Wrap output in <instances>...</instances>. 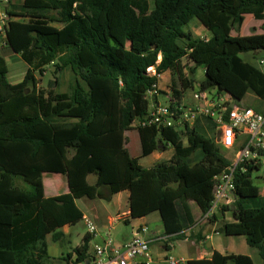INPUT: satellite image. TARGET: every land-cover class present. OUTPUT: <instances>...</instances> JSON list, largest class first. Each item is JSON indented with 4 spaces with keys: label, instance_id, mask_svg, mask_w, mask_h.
<instances>
[{
    "label": "trees",
    "instance_id": "obj_1",
    "mask_svg": "<svg viewBox=\"0 0 264 264\" xmlns=\"http://www.w3.org/2000/svg\"><path fill=\"white\" fill-rule=\"evenodd\" d=\"M11 8L28 20L12 19L6 5L5 43L29 69L13 84L0 56V264H48L47 236L63 242L60 229L84 217L76 200L95 199L104 187L112 194L130 192L133 218L158 211L165 234L184 238L194 224L189 202L207 213L214 178L229 165L214 124L202 118L183 130L137 127L143 157L174 149L169 161L152 168L130 155L125 133L147 115V92L158 75L170 72L180 82L181 88L173 83L170 107L182 100L194 82L184 59L193 63L192 76L204 68L200 89L228 93L237 102L253 94L264 104V72L241 57L264 51V33L240 35L247 15L264 29V0H25ZM195 18L208 39L192 31ZM51 65L74 74L68 91L54 90L59 78L49 81L50 89L40 86ZM152 67L156 75L149 73ZM245 167L235 173V200L226 208L232 221H221L217 231L244 236L264 264V196L252 179L259 166ZM46 174L65 176L69 191L47 197ZM91 239L86 233L73 249L75 264L91 258ZM187 264L255 262L214 251Z\"/></svg>",
    "mask_w": 264,
    "mask_h": 264
},
{
    "label": "built area",
    "instance_id": "obj_2",
    "mask_svg": "<svg viewBox=\"0 0 264 264\" xmlns=\"http://www.w3.org/2000/svg\"><path fill=\"white\" fill-rule=\"evenodd\" d=\"M10 17L6 10H0V37L3 45ZM264 64V59L260 60ZM149 73L156 75L155 68H149ZM161 78V75H158ZM202 90L194 94L196 105L188 106L183 99L170 105L156 104L154 101L159 95L158 84L147 92L148 99L152 104L147 115L137 122V127L156 126L157 128L174 127L183 130L185 127H193L197 120L208 118L221 131L218 142L227 153L229 165L214 178V193L211 207L207 213L202 214L200 221L209 222L214 216H225L226 208L235 200V173L239 167L246 171L245 164L259 166L264 158V112L253 107L239 104L228 93ZM173 90L168 98L172 100ZM173 101V100H172ZM224 214V215H223ZM120 217V216H117ZM87 233L93 237L101 235L96 222L90 216H84L82 220ZM148 232L147 226L139 227L133 238L125 244H116L111 236L110 229L107 231L102 244H95L90 251V264H152L150 255V241L145 237ZM144 256L145 260L139 262L137 258ZM169 264L186 263L185 258L168 256L165 260Z\"/></svg>",
    "mask_w": 264,
    "mask_h": 264
},
{
    "label": "crops",
    "instance_id": "obj_3",
    "mask_svg": "<svg viewBox=\"0 0 264 264\" xmlns=\"http://www.w3.org/2000/svg\"><path fill=\"white\" fill-rule=\"evenodd\" d=\"M0 1L3 4L2 6L3 10H6V5H9V11L14 14V16H12V19L20 20V21L28 20L27 17L18 15V14H22L23 12L12 10L11 8V6L13 5H22L25 0H0ZM253 24H254L253 30L255 31V33L256 32L257 34L264 33V29L260 28L259 26L263 24L262 21H258L254 19ZM200 27L202 31L205 33V38L208 39L210 36L209 31L202 24H200ZM4 47H7V46L4 45ZM6 49H8L6 52V55H8L11 59H13V61L14 60L19 61V59L21 58L19 54H16L15 52H13L9 47L4 48L3 50H6ZM0 56H3V55H0ZM3 57L5 58L7 65H8V77H9L11 66L7 58L5 56ZM18 64L21 65V68H22L23 64H20V62H18ZM28 69H29L28 64H27L25 71H23L24 70L23 68L22 69L17 68V71L14 73L13 81H10L8 79L9 82L13 84L21 82L24 79ZM165 75H169V77H166L164 79ZM172 82L174 81H173V77L171 73L170 72L164 73L161 76L159 83H158L159 95H164L166 98H168L169 92H171L172 87H173ZM248 95L256 97L253 94H248ZM157 100H158V104L162 105L159 102L158 98ZM256 110H259V109H256ZM260 110L261 111L264 110V105L262 106ZM137 122L138 121H136V125H137ZM127 132L125 133V136L127 137V144H128V135H127L128 133ZM138 136H139V133H138ZM127 144H126V147H127ZM219 147L220 149H222L224 153H227V151H225L224 148L221 147V145H219ZM159 151H155L154 153L151 154L153 155V161L151 162V164L157 160L158 162L159 161H169L174 155V149L171 148L167 150L168 152L171 153L170 157L167 159L165 158L164 160H161V157L164 155V153H161V151H164V150H161L160 152ZM141 157H142V154L140 155L139 159ZM133 158H138V157H133ZM261 167H262V164L261 166L258 167L257 170H259ZM91 176L88 177V181ZM95 183H96V177H95L94 183H91V184H95ZM57 184H59V182H57L56 184L54 183V188L51 187L48 190L46 187V183L44 181L45 194L47 197L57 196L61 194L59 193V189H58L59 186L57 188ZM259 188H260L261 195L264 196V193L261 190L262 187H259ZM79 200L80 199H77L76 202L78 206L80 207ZM90 200H92L93 202L95 201H99V202L93 203V205L86 211H84L81 207L80 209L82 210L84 216H90L96 222L99 229H101L100 236H97V237L91 236L92 239L89 244L90 251H92L91 244L93 241L96 240L95 244H100L102 241L104 242V238H105L104 234H106L109 229L111 232V236H112V232H115L114 242L116 244H125L133 238L135 232L138 230L139 227L147 226L148 232L145 233V237L150 241V255L152 256L153 259H155V262L153 261L154 263L152 262V264H163L164 262H166L165 260L168 256H172L173 250H179V254L177 255L176 258L186 259V263H183V264H187V262L190 260L210 258L214 251H217L223 255H228V254L239 255L240 254V255L250 256L251 258L253 257L249 253H246V254L238 253L236 251L237 248L233 241V238L231 236H227L228 238H224V235L217 231V229L220 226L221 221H225V220L232 221V217L230 213H226L225 216L221 215L222 216L221 218L219 217L220 215H218V219L214 218L206 223L201 222L200 218L203 214L202 210L199 208L196 202L190 201L189 207H190V210L193 216L194 224L184 231L183 233L184 238L177 239L175 235L165 234L164 223L158 211H154L143 217L133 218L131 216L130 192L128 190L121 191L116 194H112L108 188L106 187L100 188L97 194V197L95 199H90ZM156 213H158L159 216H156L157 215ZM117 216H120V217H117ZM151 217H155L156 223H153L150 220ZM159 219L162 222L158 223ZM122 223L124 224V226ZM73 227L74 226L66 225L60 229L64 233V238H63V242L59 241V243H67V242L70 243L71 242L70 239H71V235H73L72 233ZM49 237L52 238V235L47 236V245H48V251L50 255V248H49V243H48ZM82 243H83V240L81 243L77 244L76 247L82 245ZM69 254H72V257H69ZM60 258H61L60 261H64L66 264H75L76 254L74 253L73 250H70V251H67L66 255L63 254ZM137 260L139 262H143L145 260V257L139 256ZM57 264H63V262H58ZM78 264H82V263H78Z\"/></svg>",
    "mask_w": 264,
    "mask_h": 264
},
{
    "label": "rangeland",
    "instance_id": "obj_4",
    "mask_svg": "<svg viewBox=\"0 0 264 264\" xmlns=\"http://www.w3.org/2000/svg\"><path fill=\"white\" fill-rule=\"evenodd\" d=\"M253 20L254 18L252 16L247 15L246 19H243V24L240 30V35H251L254 34L255 31L253 30L254 24H253ZM200 22L198 19H193L190 23L191 29L194 32V34L197 37H203L205 38V33L202 31L201 27H200ZM59 25V24H58ZM60 26V25H59ZM260 28L263 29V24L259 25ZM257 33V32H256ZM239 33H237V31H234V35H238ZM6 46V45H5ZM4 48H8V47H4L3 45V39L0 37V55H3L7 58L10 66H11V71H10V75L8 77V79L10 81H13V77H14V73L17 71V68L20 69H24L23 71H25L27 64L23 59H19V61L11 59L8 55H6V52L8 49L3 50ZM241 57L245 60L248 61L250 63H252L254 66H256L257 68L261 69L264 72V64L260 63L261 59H264V51H258V52H246V53H242ZM18 62H20L21 65L18 64ZM22 62V63H21ZM183 66L185 67V72L187 74V76L190 79H194L193 82V86L188 88L186 91H184L183 94V103L187 104L188 106H193L197 104V101L194 99V94L196 92H198L200 90L199 87V83L200 81H202L205 78V71L203 69V67H199L197 69V72L194 76H192L190 74V67L193 66V63L188 61L187 59L183 60ZM38 78H41L39 74H37ZM166 77H169V75H165L164 79ZM59 78V86L54 88V90H56L57 92H66L70 89L71 84L74 82V74L72 73V71L68 68L64 69L61 72H58L56 67L54 65H51L49 68H47V72L46 74L42 77L41 81H40V86L45 88V89H50L48 88V83L49 81H54L55 79ZM176 81V85L178 86V88H181L180 82L177 79V77H175ZM172 81V79H171ZM174 83V82H172ZM216 90H212L211 93L214 94L216 93ZM159 102L162 105H169L170 100L168 98H166L164 95H159L158 97ZM239 104L244 105V106H250L256 109H261L262 106L264 105L263 102L257 98V97H253V96H247L244 100H242ZM213 122L211 121V124ZM215 128L216 125L215 123H213ZM217 132V129H216ZM128 134V144H127V148L130 152V154L133 157H140V155L142 154V146H141V142H140V138L138 136V128L135 124L133 125L132 130L127 132ZM184 141L186 143V138H184ZM171 146H168V148L164 151H161V153H164V155L161 157V160H164L165 158H169L171 153L168 152L167 150L171 149ZM159 151V152H160ZM153 161V155L148 156V157H141L140 158V163L146 167V168H151L152 166H154L157 162H153L151 164V162ZM262 167L255 171L252 174V179L254 181V183L256 185H258L259 187H262L261 190L264 193V158H262ZM151 164V165H150ZM261 166V165H259ZM95 180V176H91L89 178L90 183H94ZM45 183H46V187L49 190L51 187L54 188V183L56 184L57 182H59V184H57V188L59 186V193H65L68 191V183H67V179L65 176L62 175H56V174H46L45 175V179H44ZM95 202H99V201H95ZM92 200H90L89 198H83L79 200V204L80 207L86 211L88 210L93 203ZM115 211V210H113ZM156 216H159L158 213H156ZM153 223L155 222V217H151L150 219ZM227 221V220H225ZM162 222L160 219L158 221V223ZM123 224V223H122ZM124 226V224H123ZM72 233L73 235H71V242H67V243H59V242H55L52 240V238L49 237V248H50V259L48 260V264H57L58 262H63V264H66L64 261H60L61 260V256L63 254L66 255L67 251L73 250L77 244L81 243L83 240L84 235H86L87 233V229H86V225L83 221L79 222L76 226L73 227L72 229ZM106 236V234H104ZM112 237L114 239L115 237V232H112ZM233 238V241L236 245L237 248V252L238 253H249L251 254L253 257V260L255 262V264H261L259 256H258V251L255 248L250 247L245 240L244 236H231ZM224 238H228L227 236H224ZM96 243V240L92 242L91 244V248L94 247ZM103 241L100 243L102 244ZM74 247V248H73ZM179 254V250H173L172 252V256L173 257H177V255ZM153 261L155 262V259H153ZM153 262V263H154Z\"/></svg>",
    "mask_w": 264,
    "mask_h": 264
},
{
    "label": "water",
    "instance_id": "obj_5",
    "mask_svg": "<svg viewBox=\"0 0 264 264\" xmlns=\"http://www.w3.org/2000/svg\"><path fill=\"white\" fill-rule=\"evenodd\" d=\"M220 138H221V131H217V141L219 142L220 141ZM91 263V259L89 258V259H87L86 261H85V264H90ZM163 264H169L168 262H164Z\"/></svg>",
    "mask_w": 264,
    "mask_h": 264
}]
</instances>
